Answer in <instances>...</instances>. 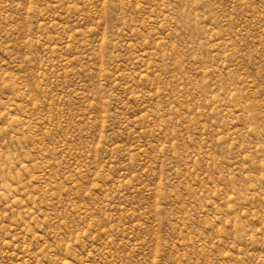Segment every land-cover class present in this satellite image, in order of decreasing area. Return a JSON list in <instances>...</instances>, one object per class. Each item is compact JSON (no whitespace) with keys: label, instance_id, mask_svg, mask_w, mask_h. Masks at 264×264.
Listing matches in <instances>:
<instances>
[{"label":"rangeland","instance_id":"1","mask_svg":"<svg viewBox=\"0 0 264 264\" xmlns=\"http://www.w3.org/2000/svg\"><path fill=\"white\" fill-rule=\"evenodd\" d=\"M0 264H264V0H0Z\"/></svg>","mask_w":264,"mask_h":264}]
</instances>
